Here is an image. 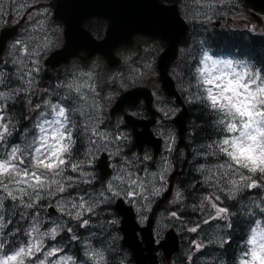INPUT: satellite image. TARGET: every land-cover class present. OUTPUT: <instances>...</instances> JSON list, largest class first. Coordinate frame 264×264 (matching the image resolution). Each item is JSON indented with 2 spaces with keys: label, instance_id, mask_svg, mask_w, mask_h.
<instances>
[{
  "label": "clouds",
  "instance_id": "clouds-1",
  "mask_svg": "<svg viewBox=\"0 0 264 264\" xmlns=\"http://www.w3.org/2000/svg\"><path fill=\"white\" fill-rule=\"evenodd\" d=\"M218 2L232 4L237 0ZM62 3L63 0H60L61 7ZM4 4L5 0H0V12L4 11ZM207 8L209 12L214 11L211 3ZM40 24L43 31L44 21H40ZM5 33L0 35V42L2 48L7 45L11 57L9 62L26 67L20 54L31 57L33 38L21 36L10 40V36L6 37ZM240 39L251 42L247 34ZM201 45H204L203 40ZM49 48L48 43L42 45L46 55ZM214 51L212 46H203L201 53L191 52V59L197 62L191 67L192 83L188 87L194 91L188 98L200 104L213 117L211 127L215 134L211 141L198 145L203 151L194 150L193 156V161L203 158V162L196 164L194 171L201 176L210 192L203 195L199 205L189 207L191 210L197 207L203 210L207 204L215 210L216 216L227 220L228 216L222 214H226L228 209L218 207L214 202L220 199L217 192L229 201H237L248 189L258 187L262 191L260 197L240 213L238 239L232 245V250H225V244L232 239L231 236L214 234L209 244H218L219 250L208 253L201 261L202 264H264V45L258 48L260 56L243 52L239 45L230 50L221 49L217 55L213 54ZM21 70L17 68V78H20ZM4 76V73H0V84L5 83ZM94 79L92 71L78 70L71 75L66 74L61 85L63 91L56 94L61 101L71 99L72 106L68 108L60 102L53 103L51 99L37 104L35 107L43 106V110L32 126L24 129L19 142L11 147L9 137L13 135L18 120L6 119V114L0 115V264H130L131 255L121 251L117 243L119 237L111 236L100 245H95L89 238L95 237V232L81 238L79 258L74 253L57 255L64 251L57 237L65 229L69 233L73 229L67 227V221L62 218H50L49 226L45 227L47 221L44 217L39 214L29 216L27 211L42 207L39 203L41 200L57 197L58 211L84 227L89 225V220L81 221V217L87 212L96 215L94 209L101 203L99 198L104 203H112L115 197H127L135 191L137 201L134 212L139 214L140 223L144 222L145 209L149 206L143 204L142 194L152 191L151 184L157 178V173L149 174L147 180L137 176L135 169L138 164H133V161L138 160L135 154L130 160L122 158L121 164L115 166L117 174L107 189L98 192L99 198L93 199L91 194L88 200L61 195L79 187L81 183H92L95 176L88 170V165L94 162L99 152L108 150L106 141H109V133L97 131L92 125H77L76 122L77 115L85 123L98 119L100 105L95 100ZM23 82L27 86L24 89L10 87L0 91V101H15L20 91L32 88V82ZM78 128L82 129L80 135L88 147L75 155L77 140L73 133ZM89 132L96 136L94 144L89 143ZM113 155H119V152ZM159 191V188L155 189V193ZM105 192L110 195L106 196ZM176 197L183 199L179 190ZM6 201H11L7 220ZM18 209L23 211L17 223L9 228ZM111 223L118 224L119 221L113 220ZM100 227L104 228L103 222H100ZM226 227L231 229L233 225L229 222ZM164 229L165 225L159 223L161 234ZM100 235L105 236L107 232L102 230ZM72 239L76 240L77 237L73 235ZM49 240L53 241L51 245Z\"/></svg>",
  "mask_w": 264,
  "mask_h": 264
},
{
  "label": "flooded vegetation",
  "instance_id": "flooded-vegetation-1",
  "mask_svg": "<svg viewBox=\"0 0 264 264\" xmlns=\"http://www.w3.org/2000/svg\"><path fill=\"white\" fill-rule=\"evenodd\" d=\"M165 2L167 4L171 3L170 0H165ZM58 3V0H22V3L17 4L14 11L9 13L14 20L12 24H6L4 19L2 27L15 24L21 29L29 19L30 13L36 7L35 5H37L36 8L40 11L38 15L40 18L38 16L31 17L34 18L33 20H35V23H38V20L45 16H51L48 20L51 21L49 29H51L50 36L53 40L54 47L57 48L68 45L69 47L80 48L77 55L70 58L67 63L51 69L56 72L58 78L63 81L65 80L66 74L71 75L78 70L92 71L94 73L95 79L92 82L96 85L95 100L100 105L98 119L87 123L84 122V124L86 125L85 127L92 125L95 127L99 126L101 129H112L115 134L123 138L120 145H116L108 151L101 152V154H108L110 165H112L113 168L121 164V159L124 158L126 154H132V150L136 151L134 138L135 128L131 127L126 121V115L131 114V116L139 120L136 124V131H141L147 126L150 127L156 137L161 138L160 142L162 144V149L159 155L155 156L150 146H146L141 150L142 152L146 151L147 153H152V159L147 158L148 160L155 161L161 159L165 153L170 152L171 168L170 175L166 180L168 185L171 182L174 183L175 188L178 187L179 182L181 185H189L192 181V176H194V182H196L195 187H200V175L196 174L194 171L195 167L192 166L191 162L192 150L189 149L188 145L189 142L193 141L190 139L192 133L191 126L194 122L190 107L191 103L187 102L186 94L188 91L180 87L181 82L178 80H184L186 71L190 68L189 58L192 52V43L187 46L188 39L196 37L201 27L205 28L210 37L216 35L217 28H225L227 30L228 28L221 20L217 21L216 17L213 19V25H215L214 29L200 26V15L194 4L187 2V0H177L180 13L188 22L189 31L187 35L181 38V56L179 60L174 61L169 70L175 80L176 89L183 100L182 104L178 102L176 95H170L163 89L160 78L158 61L161 54L166 49L168 42L158 36L136 34L135 42L131 46L119 47L116 49V53L121 57V52L125 54L127 53L125 50L135 46L132 57L127 58L132 60L131 62L148 64V69L142 67L143 72L141 80H131L129 83H126V89L135 86H147L152 97L150 103L143 97L137 104L127 105L124 110L112 113L110 107L106 106L113 100L111 103L112 105L123 89L118 86L117 82L122 79L123 74L132 75L133 77L134 74L131 71H126L122 74L120 72L116 73L115 70L118 68L109 65L106 58L100 53L87 57L88 51H93L92 49L97 45L96 42L105 38L109 22L100 15H87V12L95 9L94 6L96 2H92L91 0H67L64 11L67 16V22L63 21L61 18L55 17ZM25 5L28 8L23 12ZM244 5L247 11L252 14L259 23L263 21V12L255 10V8L247 4ZM44 9H47V11H44ZM180 31L181 27L178 25L172 30V35L168 34V37H176L180 34ZM64 68H67V72L63 71ZM107 79L109 80L108 83L103 81ZM55 87L58 92L63 91L58 85H55ZM91 98L90 95V99ZM106 98H109V100L106 101ZM68 101H71V99ZM102 103H104L103 106H101ZM149 104L151 105L149 106ZM71 106V103L65 102V107L70 108ZM184 106L188 108V116L185 121L186 130L184 134L181 135L180 123L182 122ZM121 120L123 121L122 123L120 122ZM73 136L77 140V145L81 146L84 150V138H82L78 132H74ZM87 138L90 143L92 139L91 132L87 133ZM170 141H174L173 147H169ZM115 152H119V155H113ZM96 156H98V154ZM161 164L164 165V163ZM97 176L100 177L99 174H97ZM104 178L105 176H102V179Z\"/></svg>",
  "mask_w": 264,
  "mask_h": 264
},
{
  "label": "trees",
  "instance_id": "trees-1",
  "mask_svg": "<svg viewBox=\"0 0 264 264\" xmlns=\"http://www.w3.org/2000/svg\"><path fill=\"white\" fill-rule=\"evenodd\" d=\"M244 34H247L251 37V42H244L242 39H240ZM221 42V45L226 47L227 49H231L232 47H235L239 45L243 52L248 53L250 55L260 56V52L258 51V48L262 45H264V34H249L243 31L233 32L231 34H228L226 36H221L219 38ZM24 103L19 101L17 102L15 109L11 108V113L13 115V118L18 120V117H20L24 112ZM192 115L194 122L191 126L192 133H191V140H193L191 143L200 145L206 141H211L214 136V129L211 127V121L213 119L212 116L208 115L206 111L203 109V107L196 103L194 100H192L191 105ZM20 121V119H19ZM205 192L202 193L201 190H187L185 193V199L187 202V207L189 205H199L203 195L208 194L210 192V189L207 187L204 189ZM261 189L260 188H252L246 190L237 201H229L222 193L217 192L216 195L220 197L219 200H215L214 202L217 204V206L221 208H227L228 212L227 215L228 219H223V222H221V228L224 236H231L232 239L228 241L227 244H225V250L230 252L232 250V245H234L235 241L238 239L237 234V225L239 223V217L240 213L242 211H246L247 207L252 205L253 200L258 199L261 195ZM183 206V205H182ZM111 208V207H109ZM108 209L104 210H98L94 211L96 213V216H103L105 218L104 230L106 227H114L115 231L113 234H109L106 236H102L101 238H98L94 241H92L95 245H100L103 241L107 240L111 236H117L120 239H118L117 243L120 245V249L122 252H128L130 253L129 249L122 243V239L120 236V232L117 230V225L112 224V220H114V214H110L108 212ZM211 208L206 204L204 209L201 210L199 207H197L196 210H191V208H187L182 213H178V216L182 219L183 224L179 225V227L182 230V234H189L190 233V240L188 242L192 243V245H187L188 242H186V237L183 239V244L185 243L187 246L188 251L190 252V255L185 250L186 247H183L181 251H179L175 257H174V264H202L201 258L205 257L208 253L218 251L219 245L218 244H209V239L213 236L212 231L215 232V222H209L206 223L202 220L201 214L204 211H209ZM5 218L8 219V210L5 209ZM22 210H17V216L13 218V224L9 225V228H11L13 225L17 223V220L19 219V216L21 214ZM107 212L108 215H103V213ZM200 212V213H199ZM113 216V217H112ZM66 220V219H65ZM231 222L233 227L231 229H228L226 225ZM205 225L202 233L205 243V247L202 249H199L196 253L193 251L194 247L197 245L198 241L196 240V232L192 231L191 229L197 228L198 226ZM68 227V226H67ZM202 228V227H201ZM197 228L196 230H198ZM192 231V232H191ZM217 232V231H216ZM219 234V233H218ZM201 238V239H202ZM200 239V240H201ZM197 242V243H196ZM68 245L62 244L64 246V252L65 253H74L77 255V258H79V249L75 247L73 244L68 243ZM70 244V245H69ZM193 254V255H192ZM131 255V253H130ZM191 257V259H189ZM133 263V259L131 256L130 264Z\"/></svg>",
  "mask_w": 264,
  "mask_h": 264
},
{
  "label": "water",
  "instance_id": "water-1",
  "mask_svg": "<svg viewBox=\"0 0 264 264\" xmlns=\"http://www.w3.org/2000/svg\"><path fill=\"white\" fill-rule=\"evenodd\" d=\"M127 1L128 3L122 7V11L118 16H121V31H122V39L127 35H131L137 28L146 29L149 25V15L150 13H146L139 9V5L137 4L136 8L137 11L134 12L133 6L131 2L133 0H122ZM248 2L253 3L254 5L264 8V0H247ZM114 16V14H112ZM115 23L112 21V28H114ZM9 32L6 31L5 36H10ZM128 38V37H127ZM121 42V41H120ZM6 46V45H5ZM5 47L2 48V42H0V55L3 52ZM111 52L106 49V55L111 59ZM66 55V49L56 52L52 54L47 63H51L55 57L63 58ZM167 57V55H165ZM56 60V59H55ZM164 80L166 81V74H163ZM142 88H137L135 90H130L129 92L125 93L120 102H128L130 97H136L141 95ZM173 90V87H171ZM143 92V91H142ZM185 114L182 116V122L180 123L181 127H183ZM171 192V188L166 193L165 197ZM117 209L121 210L124 214V221L121 227L122 231L124 232V243L131 248L133 251V256L135 258V264H159L157 259V254L154 253L155 250L161 248L164 252V255L167 258H171L172 254L179 249V237L177 232L174 228L167 231L165 238L159 243L155 244V237L153 234V218H150L144 227H140L135 218L134 213L130 208H126L121 202L117 204ZM140 229L142 233L143 240L139 239L137 234V230Z\"/></svg>",
  "mask_w": 264,
  "mask_h": 264
},
{
  "label": "rangeland",
  "instance_id": "rangeland-1",
  "mask_svg": "<svg viewBox=\"0 0 264 264\" xmlns=\"http://www.w3.org/2000/svg\"><path fill=\"white\" fill-rule=\"evenodd\" d=\"M217 5H221V7H224V4L219 3L218 0H217ZM35 6L37 7V5H35ZM36 7L34 8V10H32V12L30 13V16H38L39 15L40 11ZM232 13L233 12L229 13V15L232 14ZM234 17L235 18H243L244 14L236 13V14H234ZM43 21H44V25H43V29L44 30L43 31L41 30V24L39 22L35 26H32V27L28 28L25 32H23L22 35L19 36V37L23 36V37H31V38H33L32 41H31V43H32L31 49L33 50V53H34V51L36 53L35 55L31 56L30 58L27 56V54H24V53L20 54L24 58V62H25L26 67H23V66H20V65H15V67L16 68H22V70L20 71V73H22V76H23V78L21 79L22 82H23L24 78H27L28 81H30L32 83L35 81V75H34V72H33V67L35 66L34 59L35 58H41L45 54V52L42 50V45L44 43H48L50 45L49 50H51V48L53 47L52 40L47 37V35H50V31H51V29H49L50 23L48 22V19H44ZM249 22L253 23V27L254 28L259 26V24H258V22H257V20L255 18L253 19V18L250 17L249 18ZM263 25H264V19H263V22H262L261 26H263ZM242 26H244V24H242ZM7 51H8V49H7ZM6 56L9 59H11V57L9 56L8 52H7ZM36 115H37V112H35L32 116H30L28 120H30V118L36 120ZM153 172H155V171L146 170L145 173H143L139 177H144V179L147 180L149 178V174H151ZM155 173H157V172H155ZM137 176H138V174H137ZM164 176H165V173H163V172L162 173H157V178L151 184L152 191L142 194L143 197H144L143 200H142L143 204L148 205V206L150 205V203L153 200V198L157 195V193H155V189H157V188L160 189L158 194H160L162 192L160 184L158 183V181H160ZM164 179H162V180H164ZM131 197L135 200V202L137 201V194H136L135 191L131 192ZM83 199L86 200L85 197H83ZM177 201H179V199H177ZM172 203H174V201H172ZM202 216H206L205 220H204L205 222L210 221L211 216L214 217L215 220H218L216 218H219L218 216L215 215V210L212 209V208H211V212L210 213H207L206 215L203 214ZM82 220H84V219H82ZM159 223H162L163 225H165V228H167V227L172 226V225L175 224V217L172 214H169V213H164V212L161 213L159 222L157 224L158 233H160V231H159ZM45 226L48 227L49 224L46 223ZM203 228H208V227L207 226L206 227L203 226ZM212 233H213L212 235L218 234V232H213V231H212ZM196 235H197V232H196ZM220 235L223 237L222 234H220ZM203 236L204 235L196 237L197 241L199 242V243L196 242L197 245L204 246L203 243L201 244V240H200ZM187 245H192V243L188 242ZM197 245L195 246V249L198 248ZM164 264H168V263L165 262Z\"/></svg>",
  "mask_w": 264,
  "mask_h": 264
},
{
  "label": "snow or ice",
  "instance_id": "snow-or-ice-1",
  "mask_svg": "<svg viewBox=\"0 0 264 264\" xmlns=\"http://www.w3.org/2000/svg\"><path fill=\"white\" fill-rule=\"evenodd\" d=\"M129 195H131V193H129ZM221 211H226L225 209H220ZM173 216H175L176 214L175 213H173L172 214ZM192 231H195L196 229L195 228H193V229H191ZM198 247H199V245H197Z\"/></svg>",
  "mask_w": 264,
  "mask_h": 264
}]
</instances>
